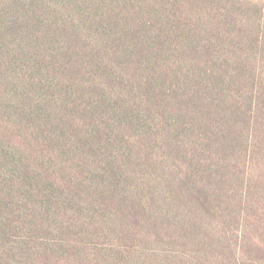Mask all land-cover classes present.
Listing matches in <instances>:
<instances>
[{
	"label": "trees",
	"instance_id": "trees-1",
	"mask_svg": "<svg viewBox=\"0 0 264 264\" xmlns=\"http://www.w3.org/2000/svg\"><path fill=\"white\" fill-rule=\"evenodd\" d=\"M241 212L263 263L258 2L0 0V264H212Z\"/></svg>",
	"mask_w": 264,
	"mask_h": 264
},
{
	"label": "rangeland",
	"instance_id": "rangeland-1",
	"mask_svg": "<svg viewBox=\"0 0 264 264\" xmlns=\"http://www.w3.org/2000/svg\"><path fill=\"white\" fill-rule=\"evenodd\" d=\"M254 2H258L263 10H264V0H250ZM262 166V165H261ZM227 219V218H225ZM235 219V218H234ZM232 219V220H234ZM237 219H239V222L229 221L226 222L224 227H218L217 223L214 222L212 224H209L210 228L213 229V234L216 236V238H219V242L222 243L221 247L222 249L227 248L226 255H218L215 253V255H211L205 258L200 257L199 259L207 260L209 263L212 264H243L242 261L246 260L247 262L245 264H264L259 263L256 259L257 255L255 252H249V245L245 244L243 245V236L242 233L243 230H247L249 235V243L250 245H256V242L262 241V238L260 236L261 231L259 232L257 228L248 229L249 226V217L247 212H241ZM236 220V219H235ZM255 220L252 218V221ZM264 239V236H262ZM103 243L105 244L108 239L101 237L99 238ZM123 241H129L127 239H123ZM137 241V240H136ZM159 246L156 241L153 244V249L155 252H157V249L159 250V258H158V264H190L187 260H185L183 257L191 258L197 255L196 251L197 248L193 249L192 247H183L181 245H173L171 243H161ZM159 247V248H158ZM198 247V246H197ZM170 254V255H176L175 259L171 260H164L162 257L164 255ZM93 255L91 254V257ZM91 257L83 264H156V262L153 261H146V253H136L134 256L122 258L121 260L110 258L109 256L105 254H99L94 259ZM130 258V259H129ZM205 258V259H204ZM234 258L236 259L234 261ZM181 260V261H179ZM198 259H196L197 261Z\"/></svg>",
	"mask_w": 264,
	"mask_h": 264
}]
</instances>
